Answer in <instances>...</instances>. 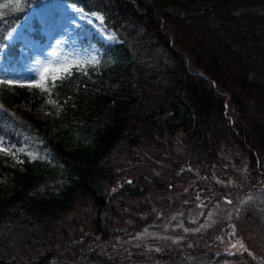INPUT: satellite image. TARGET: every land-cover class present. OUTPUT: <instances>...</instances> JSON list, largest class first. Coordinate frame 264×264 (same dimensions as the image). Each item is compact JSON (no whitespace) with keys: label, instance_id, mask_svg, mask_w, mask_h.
I'll list each match as a JSON object with an SVG mask.
<instances>
[{"label":"trees","instance_id":"16d2710c","mask_svg":"<svg viewBox=\"0 0 264 264\" xmlns=\"http://www.w3.org/2000/svg\"><path fill=\"white\" fill-rule=\"evenodd\" d=\"M44 1L0 6L1 52L5 46L17 56L20 42L9 44L7 35ZM65 1L100 12L120 41L91 36L99 61L48 82L57 103L49 116L24 104L39 89L0 82V136L36 142L41 154L15 163L0 152V264H145L146 257L149 264H191L175 248L164 254L148 241L128 242L154 220L164 223L183 200L174 171L161 175L157 161L136 150L142 144L159 154L166 131L182 127L191 165L212 174L227 150L247 161L248 178L264 179V140L247 131L245 96L264 91V0ZM192 34L252 46L255 72L240 90L209 68V48L203 40L193 48ZM225 47L241 59L239 46ZM236 225L233 246H243L224 254L239 260L247 247L264 264L262 212L250 209Z\"/></svg>","mask_w":264,"mask_h":264},{"label":"rangeland","instance_id":"374dc122","mask_svg":"<svg viewBox=\"0 0 264 264\" xmlns=\"http://www.w3.org/2000/svg\"><path fill=\"white\" fill-rule=\"evenodd\" d=\"M16 1L0 0V6L14 5ZM91 35L110 43L120 41L116 32L105 24L100 12L86 11L65 0H45L39 6H31L23 22L7 36L9 44L21 43L18 58L16 60L9 58L6 47L3 52L0 51V82H16L39 89L38 96L24 104L28 108H35L42 115H51L57 108V103L47 93L48 82L63 76L74 67L84 68L99 61L100 49L92 43ZM201 40L203 39L192 34L190 42L193 48H195L194 44ZM185 41L189 42L187 38ZM223 41L211 37L209 40H203L204 45L209 48L205 62L221 76L224 82H231L240 90L244 81L255 72L251 73L252 67H248L250 65L248 62L256 59L255 55H251L253 48L250 44H242L235 40ZM228 45L240 47V51L235 50H238L236 52L241 59L227 54L225 46ZM246 50L249 54L246 52L244 55L246 62L242 64L243 58L240 53ZM45 66L59 70L55 73H43L42 69ZM64 68L67 71H63ZM245 96L248 106L251 107L248 109L250 121H246L247 131L254 137L259 136L263 142L261 123H264V91L245 93ZM183 131L182 127L173 132L166 131L167 142L158 150L160 156L151 149L147 150L142 144L136 150L144 153L146 151L145 157L157 161L155 165L161 175L167 176L171 174V170L174 171L177 178L174 186L177 187V192L183 200L171 215H164L169 217L164 223L154 220L135 236L129 237L128 242L138 244L151 241L154 245H159L160 249L164 248V254L173 252L175 248L174 253H180L181 256L189 259L191 264H256L257 261L252 259L247 247L243 248L244 253L240 260L229 258L225 262L215 263L209 259V246H213L215 259L228 250L229 255H235L231 249L237 250L238 247L243 246H233L235 241H240L236 222L250 209L261 211L264 216V179L248 178L247 161L244 158L236 160L235 155L227 150L222 151L221 164L214 167L212 174H209L207 169L196 168L185 159ZM0 152L11 156L15 163H23L26 156L35 157L34 152L36 157L41 155L37 151L36 142L11 144L2 136H0ZM123 159L126 160L127 157ZM5 180L6 178L2 181ZM155 197L154 195L151 200L154 201ZM99 217L101 218L100 215ZM166 244L168 247L165 246ZM148 260L146 257L143 262L152 263ZM158 263L155 260L154 264Z\"/></svg>","mask_w":264,"mask_h":264},{"label":"snow or ice","instance_id":"6c2138e0","mask_svg":"<svg viewBox=\"0 0 264 264\" xmlns=\"http://www.w3.org/2000/svg\"><path fill=\"white\" fill-rule=\"evenodd\" d=\"M16 7L18 8L19 7V4L17 3ZM59 69L55 68V67H49V66H45L43 67L42 69V72L43 73H47V72H52V73H55L56 71H58ZM63 71H67L66 68L63 69ZM6 150V149H4ZM35 159V157H33Z\"/></svg>","mask_w":264,"mask_h":264},{"label":"bare ground","instance_id":"6f19581e","mask_svg":"<svg viewBox=\"0 0 264 264\" xmlns=\"http://www.w3.org/2000/svg\"><path fill=\"white\" fill-rule=\"evenodd\" d=\"M213 259V261L214 262H218V261H223V262H225V261H227V259H229V257L226 255V254H221V255H218L217 257H216V259L213 257L212 258Z\"/></svg>","mask_w":264,"mask_h":264}]
</instances>
